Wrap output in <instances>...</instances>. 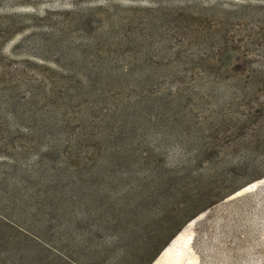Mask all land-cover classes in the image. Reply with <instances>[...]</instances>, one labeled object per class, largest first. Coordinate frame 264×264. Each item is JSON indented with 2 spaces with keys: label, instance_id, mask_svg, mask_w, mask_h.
<instances>
[{
  "label": "trees",
  "instance_id": "trees-1",
  "mask_svg": "<svg viewBox=\"0 0 264 264\" xmlns=\"http://www.w3.org/2000/svg\"><path fill=\"white\" fill-rule=\"evenodd\" d=\"M171 22L159 19L162 26ZM174 26L190 31L177 21ZM226 28L203 36L211 53L206 60L164 63L146 54L125 72L120 56L114 63L104 56L77 73L78 58L73 71L48 90L50 98L42 97L41 87L25 100L21 93L29 83L13 86L8 77L0 82V150L11 155L0 165V192L14 208L19 189L7 192L8 180L26 187L23 225L56 242L58 233L89 225L96 212L106 227L87 232L83 244L90 247L89 239L104 229L118 231L111 251L91 250L99 261L140 264L152 255L151 262L186 225L251 183L241 179L264 164V63L251 68ZM262 35L253 34L252 42L263 41ZM106 84L130 97L110 105L122 106V113L109 103L93 106L105 92L117 94L102 89ZM54 96L60 108L50 105ZM82 96L92 98L78 114ZM23 130L28 148L18 146ZM90 146L95 153L88 158L84 151ZM20 155L32 158L26 171ZM53 225L57 235L51 233ZM146 229L150 232L144 235ZM9 239L0 234L2 261L35 264L25 247Z\"/></svg>",
  "mask_w": 264,
  "mask_h": 264
},
{
  "label": "rangeland",
  "instance_id": "rangeland-1",
  "mask_svg": "<svg viewBox=\"0 0 264 264\" xmlns=\"http://www.w3.org/2000/svg\"><path fill=\"white\" fill-rule=\"evenodd\" d=\"M162 18L173 21L172 25L162 26L159 23ZM174 21L182 26L185 24L190 31L175 27ZM224 25L228 27L226 36L229 40L232 38L233 48L238 47L240 57L248 60L251 68L264 63V40L252 42L253 34H264V0H0V82L8 77L13 86L18 81L29 83L21 93L22 99L27 100L32 97L30 92L36 94V89L41 87L45 89L42 97L48 96V90L53 89L59 76L73 71L70 66L78 58L76 72H81L77 73L84 72V65L95 67L104 56H109L108 63H114L116 56H120L126 62L125 72L146 54L151 60L164 63L177 59L206 60L211 53L206 49L208 44L203 36L226 28ZM212 52L218 54L216 50ZM5 73L8 75H1ZM106 85L102 89L117 94L105 92L104 99L98 96L93 103L90 101L93 106L99 108L108 103L110 106L130 101V97L112 90L111 84ZM116 89L121 91V85ZM82 97L78 102L84 103L78 107V114L85 112L84 107L92 98ZM50 102L53 107L58 104L61 107L57 96ZM121 107L111 108L120 114ZM21 132L18 146L23 148L26 144L28 148L27 133ZM88 148L84 151L87 157L95 153L94 147ZM66 150L69 153L71 146ZM33 151V155L36 154V150ZM10 157L0 150V165L5 166ZM31 159V156L20 155L22 169L26 171L25 165ZM259 176L263 177L254 180ZM250 179H253L251 183L186 225L154 261L148 262L152 256L148 255L146 262L140 264H264V164L247 173L241 183ZM11 182L8 180L6 184L10 185L6 187L7 192L19 190L14 208L8 207V198L3 190L0 192V234L25 247L35 264H114V261H99L100 257L93 255L91 250L106 248L111 251L110 243L118 231L104 229L95 239H89L90 247L82 243L87 232L106 227L105 220L95 218L96 212L89 225L77 226L74 233H58L56 242L47 237L48 240L28 230L20 221L28 215L23 203L26 187ZM121 215L122 212L118 217ZM51 229V233L57 235L54 225ZM149 232L146 229L143 234ZM73 237L75 241L69 242ZM4 253L0 246V255ZM128 263L130 260L125 262ZM0 264H14V261L0 259Z\"/></svg>",
  "mask_w": 264,
  "mask_h": 264
}]
</instances>
